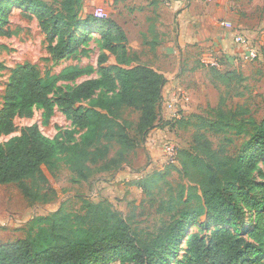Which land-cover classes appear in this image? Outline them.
Returning a JSON list of instances; mask_svg holds the SVG:
<instances>
[{"label":"trees","instance_id":"16d2710c","mask_svg":"<svg viewBox=\"0 0 264 264\" xmlns=\"http://www.w3.org/2000/svg\"><path fill=\"white\" fill-rule=\"evenodd\" d=\"M83 1L61 0L56 7L44 0H0V35H9L4 25L17 3L38 19L54 59L79 49L90 33L104 40L98 58L100 76L62 91L55 100L50 95L56 84L81 77L87 73L85 67L70 65L58 74H42L31 63L15 66L0 108V137L16 131L17 118H31L35 106L47 116L55 106L61 107L72 116L77 131L86 130L79 141L61 145L64 159L77 181L93 183L102 178L91 180L94 165L103 164L113 175L141 171L127 167V155L152 130L166 124L163 101L169 79L162 69L129 55L128 35L115 19L96 14L82 17ZM112 56H118L117 62L109 65ZM220 76L243 79L231 70ZM117 84L118 95L93 99L98 90H113ZM88 99L91 102L83 107L80 102ZM126 109L140 113L136 124L123 117ZM194 118L193 124L202 129L242 135L251 127L252 132L236 155L216 153L200 139L192 148L179 149L177 164H171L181 177L177 184L169 180L170 166L141 178L143 194L153 201L155 188L167 190L157 210L170 219L158 232H143L134 214L117 209L108 198L84 200L81 211L59 207L33 217L27 237L0 244V264L264 263V171L260 167L264 165V118L258 121L244 106L227 110L218 106L214 115L194 114L178 122L185 126ZM58 150V143L36 124L24 126L21 135L0 142V185L16 183L31 202L50 201L43 189L47 182L43 166H58ZM255 171L263 181L255 178ZM194 227L207 233L193 231Z\"/></svg>","mask_w":264,"mask_h":264},{"label":"rangeland","instance_id":"374dc122","mask_svg":"<svg viewBox=\"0 0 264 264\" xmlns=\"http://www.w3.org/2000/svg\"><path fill=\"white\" fill-rule=\"evenodd\" d=\"M44 1L60 7L61 0ZM202 2L203 7L215 6V0ZM232 2L236 10V21H231L247 32L259 50V54L252 60H242L238 55L234 58L227 57L224 54L219 57L217 63H210L202 61L200 55L205 52H201L193 56L195 62L191 71L189 63L182 62V69L185 72L180 78L179 85L185 87L189 100L188 107L178 113L181 118L191 117L194 114L214 115L218 106H223L226 110L244 106L258 121L264 118V0H232ZM96 15L112 17L123 26L129 39L128 53L138 62L159 68L161 64L171 59L169 45L177 43L179 31L178 15L173 11L170 0H113L110 8L106 7L98 11ZM81 16L86 17L85 14ZM4 28L9 35H0V108L4 103L5 89L11 70L21 63L34 64L42 74L45 72L58 74L70 65L86 68L87 73L81 77L59 81L50 95L53 100L62 91L72 88L79 82L100 76L98 58L104 52V40L99 34L90 33L79 49L64 59H54L49 50L47 35L41 29L38 19L19 4L16 3L9 12ZM117 58L118 56H112L108 64L114 65ZM230 70L237 71L243 79L227 80L220 76ZM120 91L121 86L117 84L113 90H98L93 99L99 96H116ZM90 102L91 99H88L81 101L80 104L86 107ZM139 114L138 111L126 109L123 117L136 124ZM181 118L171 117L162 126L163 128L167 126L168 132L178 143L179 149L192 148L200 139L201 144H206L216 153L236 155L252 132L251 127H248L247 132L242 135H237L234 130L215 132L202 129L193 124L196 121L195 118L192 124L183 126L178 122ZM34 124L46 137L58 143V166L54 168L43 166L47 177L43 189L50 201L31 202L16 183L0 185V244L27 237L29 223L35 216L52 213L59 207L70 212H78L81 211L84 200L99 201L101 194L99 188L95 187V183L99 180L109 181L113 176L112 170H106V166L100 164L93 166L91 180L94 177H102L101 179L93 183L76 180L74 172L64 159L65 152L60 148L61 145L69 142L79 141L86 130L77 131L72 116L58 106L54 107L49 116L45 114L43 108L35 106L33 116L17 118L16 131L10 135L1 136L0 142L21 135L24 126ZM147 142L148 137L144 143L141 142L127 155L129 163L127 167L140 169V172L144 171L143 174L146 176L170 166L172 173L169 180L174 184L180 182V174L167 162L164 154H162L164 160L161 163L153 164L154 159L149 153ZM113 151L115 152L114 148L111 152L112 156ZM161 151L163 153V147ZM260 167L264 171V165L260 164ZM253 175L258 181H263L256 171ZM140 191L139 187H134L133 190L129 188L123 197H116L115 202H112L117 209H124L125 211H122L125 213L134 214L143 232L156 233L170 219L167 213L157 210L162 199L166 197L167 190L155 188V201ZM193 231L203 235L207 233L199 227H194Z\"/></svg>","mask_w":264,"mask_h":264},{"label":"crops","instance_id":"0c3cea01","mask_svg":"<svg viewBox=\"0 0 264 264\" xmlns=\"http://www.w3.org/2000/svg\"><path fill=\"white\" fill-rule=\"evenodd\" d=\"M170 1L173 11L178 15L179 34L177 43L169 45L171 59L159 66L169 79L164 87V100H171L180 90H185L184 86L179 85L180 78L185 72L182 69V62L183 64L189 63L191 71L195 62L193 56H197L201 52H205L200 55L203 62L217 63L221 55L225 54L227 57L234 58L235 55L240 56L245 49L239 47L235 43L232 33L220 24L221 20L236 21V10L232 0L231 2L230 0H215V6L207 5L206 7L202 6L203 0ZM112 3L113 0H84L80 14H85V16L98 14V11L106 7L110 8ZM163 115L164 121L167 122L171 119L173 112L163 107ZM172 138L167 126L157 127L148 135L147 148L154 159L153 164L161 163L164 160L161 148L168 140H174ZM143 173L144 171H120L113 175L109 181H97L95 187L99 188L101 197L115 202V198L123 197L129 188L133 190L134 187H139L141 189L139 181L144 176Z\"/></svg>","mask_w":264,"mask_h":264},{"label":"built area","instance_id":"2783aa9c","mask_svg":"<svg viewBox=\"0 0 264 264\" xmlns=\"http://www.w3.org/2000/svg\"><path fill=\"white\" fill-rule=\"evenodd\" d=\"M220 24L232 33L233 39L239 47L245 48L239 56L242 60H252L257 57L259 50L243 28L236 26L230 20H221ZM188 100L189 96L186 90H180L173 99L164 100L163 107L173 112V118H181V115L178 113H180L182 109H186L188 107ZM163 148V154L167 162L169 164H177V155L179 151L178 143L174 140H168L165 142Z\"/></svg>","mask_w":264,"mask_h":264}]
</instances>
